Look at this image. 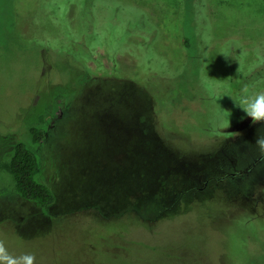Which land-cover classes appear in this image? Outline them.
I'll use <instances>...</instances> for the list:
<instances>
[{
    "label": "rangeland",
    "instance_id": "rangeland-1",
    "mask_svg": "<svg viewBox=\"0 0 264 264\" xmlns=\"http://www.w3.org/2000/svg\"><path fill=\"white\" fill-rule=\"evenodd\" d=\"M182 7L0 0V161L25 143L55 196L50 207L27 201L0 170L9 253L34 254L35 264H264V154L255 144L264 122L236 129L250 118L242 89L264 90V0H207L205 23L200 16L185 33ZM185 36L203 54L185 49ZM149 149L178 163L207 154L211 165L191 164L218 176L202 182L188 170L183 184L167 182L169 204L136 202L134 184L153 170Z\"/></svg>",
    "mask_w": 264,
    "mask_h": 264
},
{
    "label": "trees",
    "instance_id": "trees-1",
    "mask_svg": "<svg viewBox=\"0 0 264 264\" xmlns=\"http://www.w3.org/2000/svg\"><path fill=\"white\" fill-rule=\"evenodd\" d=\"M182 2L183 7L181 11L184 18H187V23H184L186 29L183 30L185 33L187 32L189 25L194 26L196 21L200 20V16L201 19H203V22L205 23V17L207 16L205 14L204 8L205 6H207V0H182ZM203 34L204 33H199L198 36L202 39ZM190 37L191 36L184 37L182 42L184 48L187 49L189 52L191 50H194V54L199 53V48L193 46L194 44H192ZM200 53L203 54V52ZM200 53L197 56L201 55ZM47 116V113H43L41 115V118L45 119V117ZM36 132L38 135V141L43 142L45 140L44 133L39 130H36ZM142 135H144V132H141V136ZM147 135L151 137V150H155L157 147V142H159V140L161 139L160 135L155 129H153V127L148 129ZM148 152L149 156H151V159L149 161L150 167H152L153 170L151 172L148 182L143 183L145 185L147 184L148 186L142 188L144 187L142 186V182L134 184L133 196L136 202L138 200H145L147 198H150L153 202L165 201L167 204H169V201L166 200L165 195L162 193L166 191L168 189V185H170L167 182H169L170 180H179L183 184V179H186V181H188V170L195 174L197 178H204V181L202 182H205L206 180L210 181L208 179L216 178L218 176L215 170L212 168H209L208 170L207 168L204 169L203 167H200V170L199 167L198 169L193 168V165L191 163L194 162H205V166L211 165L206 160L209 157L207 154H205L204 157L200 156L197 160L193 158L192 160L188 158L187 160H185L186 158L181 157L182 163H178L180 157L175 158L174 155L170 152L164 154V151L159 150V153H155L153 151H150V149ZM183 159L185 160L184 163ZM190 164L192 167L190 166ZM140 168L141 166L136 165L135 170L133 171L134 175L142 173V170H139ZM191 168H193L194 171ZM0 170L8 171L12 174L13 179L15 181L16 189L23 199L30 202H34L42 207H50L55 203V196L52 190L47 184L41 182L40 180V176L42 174L40 157L25 143H19L15 146L14 154L11 160L3 162L0 161ZM198 170L199 172L204 173L200 175L198 174ZM179 174L180 176H182V179H179ZM200 187L201 186H193L191 188L198 189ZM182 189L183 188L179 190L182 192ZM181 192L176 195L175 201L171 204L174 205L177 202ZM140 208L141 207H136L138 211L140 210Z\"/></svg>",
    "mask_w": 264,
    "mask_h": 264
},
{
    "label": "clouds",
    "instance_id": "clouds-1",
    "mask_svg": "<svg viewBox=\"0 0 264 264\" xmlns=\"http://www.w3.org/2000/svg\"><path fill=\"white\" fill-rule=\"evenodd\" d=\"M239 107L253 123L264 122V90L252 92L245 86L241 91ZM229 126V119L220 125L222 129H227ZM255 144L261 154H264V137H257ZM35 261L34 254L15 256L9 253L4 240H0V264H35Z\"/></svg>",
    "mask_w": 264,
    "mask_h": 264
},
{
    "label": "water",
    "instance_id": "water-1",
    "mask_svg": "<svg viewBox=\"0 0 264 264\" xmlns=\"http://www.w3.org/2000/svg\"><path fill=\"white\" fill-rule=\"evenodd\" d=\"M251 121H252L251 118H247L243 123L237 126V129L242 130L246 128L251 123Z\"/></svg>",
    "mask_w": 264,
    "mask_h": 264
},
{
    "label": "flooded vegetation",
    "instance_id": "flooded-vegetation-1",
    "mask_svg": "<svg viewBox=\"0 0 264 264\" xmlns=\"http://www.w3.org/2000/svg\"><path fill=\"white\" fill-rule=\"evenodd\" d=\"M236 129H237V127H236ZM245 171L243 170V171H240V172H238L239 174H242V173H244Z\"/></svg>",
    "mask_w": 264,
    "mask_h": 264
}]
</instances>
